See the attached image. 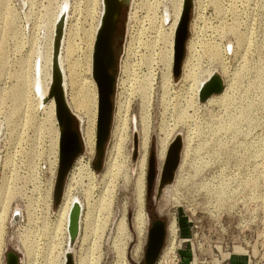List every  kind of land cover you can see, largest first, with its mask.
I'll list each match as a JSON object with an SVG mask.
<instances>
[{
    "label": "rangeland",
    "instance_id": "1",
    "mask_svg": "<svg viewBox=\"0 0 264 264\" xmlns=\"http://www.w3.org/2000/svg\"><path fill=\"white\" fill-rule=\"evenodd\" d=\"M177 2L129 0L125 7L103 167H94L96 145L91 154L82 142L80 160L64 186V192L70 189L84 202L79 235L70 246L74 264H80L87 222L86 264H141L150 211L169 225L166 248L156 264H186L190 258L196 264H227L235 252L247 254L252 264H264V0H194L185 53L190 62L186 69L183 64L179 77L174 75L172 29ZM103 6V0H0V186L5 184L8 192L2 200L7 213L2 216L0 264H7L8 251L18 254L22 264L65 260L68 230L62 226L54 237L51 230L58 209L54 188L59 166L49 91L43 94L51 83V26L63 9L60 53L69 100L70 67L86 78L88 32ZM131 40L132 62L122 73ZM211 73L222 77L224 89L200 102L199 83ZM74 118L80 133L81 121L75 113ZM176 136L183 139L180 165L174 180L159 190ZM162 142L167 145L164 159L159 158ZM152 156L156 177L149 190ZM87 160L95 172L88 180L82 171ZM141 189L142 225L137 219Z\"/></svg>",
    "mask_w": 264,
    "mask_h": 264
},
{
    "label": "water",
    "instance_id": "2",
    "mask_svg": "<svg viewBox=\"0 0 264 264\" xmlns=\"http://www.w3.org/2000/svg\"><path fill=\"white\" fill-rule=\"evenodd\" d=\"M128 0H104V14L102 17L101 26L98 29L96 35V41L94 45L93 53V76L98 87L99 96V116L97 122V159L94 161V167L97 170H101L104 164L106 145L111 134L112 120H113V101L112 95L115 90V78L110 80L107 78L108 82L105 85L104 91L102 86L101 75L98 73L97 68V50L100 43L101 31L103 26L106 24L104 40L106 44V50L109 51L112 45V39L114 36V31L116 28V23L118 20V15L123 6H127ZM194 0H185L182 14L178 27L176 29L175 40H174V75L179 77L183 71V61L185 59L186 53V42L189 34V24H190V11L193 7ZM65 19L60 21L57 25L54 44H53V56H52V83L49 91V97H54L56 103V117L58 119L61 136H60V158L58 173L54 188V197L57 205L62 199L64 193V186L67 175L71 170L76 158L82 150L81 136L78 130L75 129L74 123V112L72 111L64 86L63 72L59 63V55L61 52L62 39L64 35ZM107 66V64H106ZM106 66L104 67V76L107 77ZM224 89V82L220 75L213 73L208 80L202 85L199 92L200 102H206L210 96L213 94L221 93ZM48 100V99H47ZM101 105L104 106L105 117L103 122L100 121V111ZM72 139L73 148L70 151H66L65 142L68 138ZM183 147V139L181 136H176L175 139L170 144L168 153L166 155V160L164 162L161 176L159 190L165 185L171 183L175 178L176 170L178 169L181 161V151ZM156 173L154 171V158L151 157V172L149 176V190H151V185L153 180H155ZM80 204L75 203L71 209L70 213V226L69 232L71 237V242L74 241L80 231V214H81ZM150 245L147 250V264H155L158 261L160 251L163 247L164 235H158L156 240L152 239L150 233ZM7 264H21L20 256L15 252L8 251ZM65 264H74L73 255L71 252L67 254Z\"/></svg>",
    "mask_w": 264,
    "mask_h": 264
},
{
    "label": "bare ground",
    "instance_id": "3",
    "mask_svg": "<svg viewBox=\"0 0 264 264\" xmlns=\"http://www.w3.org/2000/svg\"><path fill=\"white\" fill-rule=\"evenodd\" d=\"M177 1L178 2L176 4V8L174 10L175 19H174V22H173V25H172V29L173 30L175 29L174 36L176 34V29H177L179 21H180V17H181V14H182V10H183V6H184L185 0H177ZM103 4H104V0H103ZM61 7L63 8V5ZM62 10H60V12H58L59 14H58L56 20L54 21V23L51 26V36H52V38L50 40L51 41L50 42L51 43V45H50L51 46L50 47L51 50H49L50 53H49V57H48V68H49L48 69V71H49L48 75H49V81L51 79V83H52V56H53L54 37H55V32H56L57 25L60 23V16H61ZM103 14H104V6H103V9H101L100 16H99V19H98L96 25L94 27H92L89 30V32H88V53H87V56H86V61H87V65H88V74H86V78L85 79H83V78L80 79L76 75L75 72H72L73 69H72V67H70V69H71V71H70L71 72V81H70V83H71L72 93H71V99L68 100V103H69L72 111L79 117V119L81 121L80 134H81L82 142H83V145H84L85 149L91 154H93L94 150H95L96 134H97V122H98V116H99L98 87H97V83H96V81L94 79V76H93V53H94V45H95V41H96V35H97V32H98V29L101 26ZM165 18L166 19L169 18V13L166 14ZM105 28H106V24H105V26H103V29L101 31V36L102 37L100 38L99 45H97V47H98V50H97V68H98L99 75H101V73H103L101 75L103 91H104L105 85H107V82H108V80H107L108 77L104 76V67L106 66V62H107V57H106L107 50H106V44H105V40H104V33L106 31ZM138 40H139V38H138ZM133 45H134V40H131L129 46L126 48V54H127L128 58L121 65L122 73L127 71V68H128V65H129V61H131L130 57L133 54L132 53L133 52L132 47H134ZM173 47H174V45H173ZM173 54H174V48H173ZM63 59L64 58L62 57V55L60 53V55H59V63H60V66H62V68H63L62 70H63V73H64V75H63V77H64V86L66 85L65 88L67 89L68 81H67V75L65 73L66 70H64V67H63V61H64ZM132 59H133V57H132ZM188 62H190V60L188 58L185 59V63H183L185 69H186V67L188 65ZM91 72H92V74H91ZM128 74H130V73H128ZM192 74L193 73L190 72V74L188 75V72H187L185 76H188V78H192L191 77ZM212 74L213 73H211L208 76V78ZM208 78L206 80L201 81L199 83L198 98H199V92L201 90V87L208 80ZM51 83H50V87H51ZM50 87H49V84H48L45 87V89L43 91V94L46 93L47 91H50ZM214 95L215 94H213L212 96H214ZM212 96H210L208 98L209 101L211 100ZM47 105H48V109H49V117L52 120V124H53V126L51 128L52 129L51 133L53 134L52 137H53V142H54V145H55L54 149H55V152H56L57 159H59L60 158L61 128H60L58 119L56 117V103H55L54 97L49 98V101H48ZM43 107H45V106H43ZM104 117H105L104 106L101 105V111H100V121L101 122H103ZM111 131H112V127H111ZM148 140H149V125L146 124L144 126V129H143V140H142V146H143L142 148H144L145 150L148 147ZM65 147H66V151H70L73 148V142H72V139L70 137L66 140ZM166 149H167L166 143L162 142L161 147L159 149V158L164 159L165 154H166ZM105 156H106V154H105ZM79 160H80V158L77 159V161H79ZM143 164L144 163H143V160H142V164L141 165H143ZM111 166H112V159H108L106 161L107 171H109L111 169ZM82 171H83V174H84L83 177L86 178L87 180L88 179H92L93 176H94V173H95V172H93V169L91 168V165H90L89 161L87 162V164L83 163ZM5 186H6L5 184H3L2 187L0 186V202H1V204H0V245H2L4 243L3 239H5L4 238V233H5L4 231L5 230H3V228H4V218L5 217L2 218L3 213H4L5 216H6V213H7V205H6L5 202L4 203L2 202L3 198H4V201L6 200V198H7V194L6 193H8L6 191V187ZM142 192H143V190L141 189L140 190V196H139V210H138V218H137L139 220V224L140 225L143 224L144 217H145L144 210H143ZM71 193L72 192H71L70 189L63 193L62 199H61V201L58 204V209H57V212H56V219L54 220V224L52 225V228H51V230H53L52 234L54 233L52 235L53 237L58 235V232H59L60 228L62 229V226H65V228L68 230V234H69V236H68V248H67L66 252H64L65 260L63 258L62 264H65V261H66V258H67V254L70 252V246H71V237H70V232H69L71 209H72V207H73V205L75 203H79L80 204V209H81V211H80L81 212V214H80V226H81V222H82V213H83V209H84V202L81 199L77 198V196L72 195ZM83 193L85 195V199H86L87 204H88V188H85L83 190ZM18 215H19V211H15V217L16 218H18ZM174 222L171 225V231L172 232L175 231V225L176 224ZM51 230H49V232ZM155 237H157V235ZM155 237H154V241L156 240ZM83 238L84 239H83V244H82L81 254H80V264H86V260H87L86 253L88 254V244H87V241H88L87 240L88 239V222L86 223L85 236ZM30 239H32V238H30ZM29 241L30 240H28L27 237L23 238V242H24V244H26L27 251L29 253H31L30 248H29V244H27Z\"/></svg>",
    "mask_w": 264,
    "mask_h": 264
},
{
    "label": "flooded vegetation",
    "instance_id": "4",
    "mask_svg": "<svg viewBox=\"0 0 264 264\" xmlns=\"http://www.w3.org/2000/svg\"><path fill=\"white\" fill-rule=\"evenodd\" d=\"M122 1H126V0H122ZM125 7L126 6H123L119 12L118 20L116 23V28L114 31V36L112 39L111 49L109 51H107V55H106V57H107L106 72H107V77L109 80L113 77L116 79V74H117V70H118L119 55H120V51H121V47H122V41H123V32H124L123 22H124V17L126 14ZM150 212H151V218H150L151 222H150V227H149V239H148V244L146 247L145 259L141 264H147V250L149 248L150 239H151L150 233L152 235V239L156 235L157 236L158 235H164V241H163L164 243H163V247L160 251L159 257L161 256V253L165 247V243H166V240L168 237V226L169 225H168L166 219L159 217L154 212L152 213V211H150Z\"/></svg>",
    "mask_w": 264,
    "mask_h": 264
},
{
    "label": "crops",
    "instance_id": "5",
    "mask_svg": "<svg viewBox=\"0 0 264 264\" xmlns=\"http://www.w3.org/2000/svg\"><path fill=\"white\" fill-rule=\"evenodd\" d=\"M189 261L186 264H196L193 260L188 259ZM227 264H252L250 257L244 253H230Z\"/></svg>",
    "mask_w": 264,
    "mask_h": 264
},
{
    "label": "built area",
    "instance_id": "6",
    "mask_svg": "<svg viewBox=\"0 0 264 264\" xmlns=\"http://www.w3.org/2000/svg\"><path fill=\"white\" fill-rule=\"evenodd\" d=\"M37 207H38V208L40 207V208H39L40 210H42V209H43L41 205H37ZM41 208H42V209H41Z\"/></svg>",
    "mask_w": 264,
    "mask_h": 264
}]
</instances>
